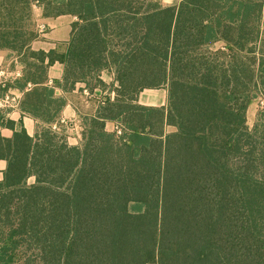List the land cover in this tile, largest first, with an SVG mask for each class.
<instances>
[{"label": "trees", "instance_id": "16d2710c", "mask_svg": "<svg viewBox=\"0 0 264 264\" xmlns=\"http://www.w3.org/2000/svg\"><path fill=\"white\" fill-rule=\"evenodd\" d=\"M35 5L75 17L66 50L32 49ZM0 48L35 60L16 86L43 122L32 136L0 112V264H264V106L247 124L264 0H0ZM56 61L68 88L105 69L119 84L80 145L52 128ZM146 88L167 106L134 103Z\"/></svg>", "mask_w": 264, "mask_h": 264}, {"label": "crops", "instance_id": "0c3cea01", "mask_svg": "<svg viewBox=\"0 0 264 264\" xmlns=\"http://www.w3.org/2000/svg\"><path fill=\"white\" fill-rule=\"evenodd\" d=\"M179 1L168 0V4L165 5H173ZM74 19L75 17L70 14L46 17L44 16L43 7L35 5L34 28L36 29L37 24L40 22H44L47 24L48 30L43 34H38V37L31 43L32 49H43L45 51L50 49L66 50L71 39V24ZM25 73L26 69L16 52L9 48H0V77H2V82L8 83V91L0 97V112H4L7 121L15 123V128L20 127V120H22L27 132L33 136L43 122L22 109L25 91L14 85L16 80L24 77ZM47 75L46 84L54 88V98L65 101L60 114L52 123V128L64 134L69 144L80 145L83 140L86 119L98 114L105 105L107 97L112 101L115 100L117 96L116 89L119 87L116 75L113 70L105 69L99 75L101 83L94 78H90L87 82L78 81L74 86L68 88L64 86L63 82L64 64L59 61L48 66ZM56 81L61 83L58 84ZM28 86L31 87V84L29 83ZM167 94L165 88H146L139 93L133 102L144 106L166 107ZM6 95L15 98V100H5ZM118 125H120L118 120L106 121L108 131H115ZM0 130L6 136L13 133V129L7 125L1 127ZM2 162L6 164L5 161ZM5 167L6 165L2 170Z\"/></svg>", "mask_w": 264, "mask_h": 264}, {"label": "rangeland", "instance_id": "374dc122", "mask_svg": "<svg viewBox=\"0 0 264 264\" xmlns=\"http://www.w3.org/2000/svg\"><path fill=\"white\" fill-rule=\"evenodd\" d=\"M161 1L164 4H168V0H161ZM29 24H30V21L28 20V26L30 27ZM47 30H48V28H47ZM223 45H224L223 42H218V43L215 44L214 47L215 48H219V47H222ZM19 60L23 63L24 68L26 70H29L31 73H35L36 72V69L30 67V64L34 63L35 60L30 56V52L29 51H24V52L22 51V54L19 56ZM6 84H8V83L5 82V81L2 82V77H0V97H2L6 93V91H8V88L5 89V87H6L5 85ZM14 85H16V82L14 83ZM263 106H264L263 97L260 94H256L252 98V100L250 101L249 106H248V110H247V124H248V126L250 128H253V126H254V124H255V122L257 120L258 112L263 108ZM2 114H3V116L6 119V116H5L4 112ZM174 130H175V127H173V126H168L167 127V131L168 132H171V131H174ZM5 165L6 164L4 162H2L1 165H0V167H1L0 168V180L3 177L2 169L4 168ZM33 180H34V177H30L28 182L31 183V182H33Z\"/></svg>", "mask_w": 264, "mask_h": 264}, {"label": "built area", "instance_id": "2783aa9c", "mask_svg": "<svg viewBox=\"0 0 264 264\" xmlns=\"http://www.w3.org/2000/svg\"><path fill=\"white\" fill-rule=\"evenodd\" d=\"M36 31L40 34L45 33L47 31V24L44 22H40L39 24H37ZM5 100L12 101V100H15V98H12L9 95H6ZM115 131H116L118 136L123 134V128L119 125L116 127Z\"/></svg>", "mask_w": 264, "mask_h": 264}]
</instances>
